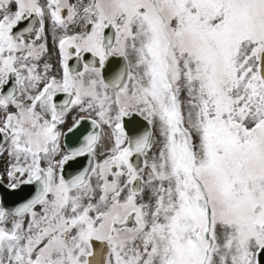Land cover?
Masks as SVG:
<instances>
[{"label": "snow or ice", "instance_id": "1", "mask_svg": "<svg viewBox=\"0 0 264 264\" xmlns=\"http://www.w3.org/2000/svg\"><path fill=\"white\" fill-rule=\"evenodd\" d=\"M0 264H264V0H0Z\"/></svg>", "mask_w": 264, "mask_h": 264}]
</instances>
